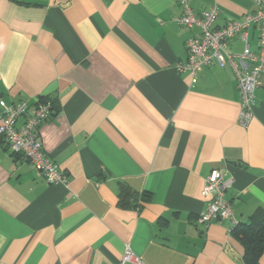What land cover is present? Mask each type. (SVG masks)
Segmentation results:
<instances>
[{"label": "crops", "instance_id": "obj_1", "mask_svg": "<svg viewBox=\"0 0 264 264\" xmlns=\"http://www.w3.org/2000/svg\"><path fill=\"white\" fill-rule=\"evenodd\" d=\"M213 5L215 26L258 10L191 1L196 13ZM181 11L178 0H0V101L54 103L40 141L68 177L48 183L0 142V264H121L126 245L144 264H245L230 220L200 222L202 191L223 170L239 223L264 210V73L243 128L231 68L177 71L200 32L176 23ZM257 38L253 27L254 52ZM123 184L149 196L141 210L120 207Z\"/></svg>", "mask_w": 264, "mask_h": 264}, {"label": "built area", "instance_id": "obj_2", "mask_svg": "<svg viewBox=\"0 0 264 264\" xmlns=\"http://www.w3.org/2000/svg\"><path fill=\"white\" fill-rule=\"evenodd\" d=\"M181 14L176 23L184 28H198L199 33L186 40L188 52L186 62L177 65L180 73H190L197 78L199 73L214 65L229 67L233 70L240 94V111L237 124L247 128L254 118L256 91L264 73V0H254L258 10L240 19H228L223 26H215L219 19L220 7L213 5L208 10L196 13L191 6L192 0H178ZM258 32V51L254 52L249 43L250 30ZM239 37L244 44L243 51L230 50V42ZM53 113L49 100L35 99L7 104L0 101V142H4L11 151L30 162L50 184H66L68 177L60 171L58 165L44 152L40 141V130ZM21 123V124H19ZM227 190L226 173L214 170L205 180L202 195L208 200L206 211L200 222L208 226L212 220L228 219L233 228L239 222L229 203L225 201ZM121 264H144L142 259L126 245Z\"/></svg>", "mask_w": 264, "mask_h": 264}, {"label": "trees", "instance_id": "obj_3", "mask_svg": "<svg viewBox=\"0 0 264 264\" xmlns=\"http://www.w3.org/2000/svg\"><path fill=\"white\" fill-rule=\"evenodd\" d=\"M52 105L54 111L53 102ZM148 201V195L139 193L128 185L121 186L120 207L141 210L143 203ZM232 235L243 245L245 264H260L264 254V210L256 212L249 223H239L233 228Z\"/></svg>", "mask_w": 264, "mask_h": 264}]
</instances>
